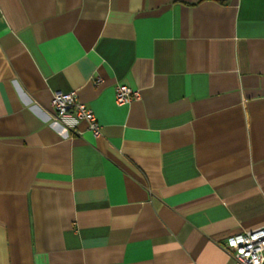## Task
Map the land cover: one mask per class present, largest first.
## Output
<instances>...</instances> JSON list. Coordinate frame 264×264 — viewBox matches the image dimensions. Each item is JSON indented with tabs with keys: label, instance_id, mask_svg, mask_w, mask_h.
<instances>
[{
	"label": "crops",
	"instance_id": "obj_1",
	"mask_svg": "<svg viewBox=\"0 0 264 264\" xmlns=\"http://www.w3.org/2000/svg\"><path fill=\"white\" fill-rule=\"evenodd\" d=\"M262 226L264 0H0V264H238Z\"/></svg>",
	"mask_w": 264,
	"mask_h": 264
},
{
	"label": "built area",
	"instance_id": "obj_2",
	"mask_svg": "<svg viewBox=\"0 0 264 264\" xmlns=\"http://www.w3.org/2000/svg\"><path fill=\"white\" fill-rule=\"evenodd\" d=\"M139 97L137 89L124 84L115 87V100L118 104H125ZM50 105L56 119L71 114L76 119L85 121L93 135L99 134V123L95 114L78 100L74 91L55 92ZM222 247L238 264H264V226L232 234L223 241Z\"/></svg>",
	"mask_w": 264,
	"mask_h": 264
}]
</instances>
